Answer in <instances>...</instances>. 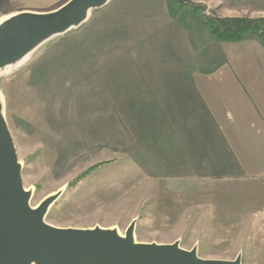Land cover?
Listing matches in <instances>:
<instances>
[{"label":"rangeland","instance_id":"rangeland-1","mask_svg":"<svg viewBox=\"0 0 264 264\" xmlns=\"http://www.w3.org/2000/svg\"><path fill=\"white\" fill-rule=\"evenodd\" d=\"M69 1L0 0V20ZM193 1L113 0L0 77L23 185L32 207L64 189L46 219L58 228L125 234L137 220L139 243L179 241L202 259L264 264V182L182 178L167 151H141L150 93L170 92L171 79L187 87V78L224 73L231 45L264 47L262 29L235 43L214 34L221 20L264 23V0Z\"/></svg>","mask_w":264,"mask_h":264},{"label":"water","instance_id":"water-1","mask_svg":"<svg viewBox=\"0 0 264 264\" xmlns=\"http://www.w3.org/2000/svg\"><path fill=\"white\" fill-rule=\"evenodd\" d=\"M195 7L193 0H177ZM113 0H70L57 10L45 13L20 12L0 23V73L25 65L51 40L79 30L92 13ZM23 166L5 117L0 98V264H243L234 261L206 260L198 255V246L184 250L173 244L139 243L134 220L124 236L117 228H58L47 223L51 207L64 189L32 207L33 191L23 185Z\"/></svg>","mask_w":264,"mask_h":264},{"label":"crops","instance_id":"crops-1","mask_svg":"<svg viewBox=\"0 0 264 264\" xmlns=\"http://www.w3.org/2000/svg\"><path fill=\"white\" fill-rule=\"evenodd\" d=\"M231 46L224 73L187 78V87L171 79L170 92L156 88L143 104L142 154L167 151L182 178L264 182V47Z\"/></svg>","mask_w":264,"mask_h":264},{"label":"trees","instance_id":"trees-1","mask_svg":"<svg viewBox=\"0 0 264 264\" xmlns=\"http://www.w3.org/2000/svg\"><path fill=\"white\" fill-rule=\"evenodd\" d=\"M218 30L214 34L219 41L227 43L240 42L243 36L250 33L260 32L262 29L264 38V23L247 20H221ZM264 41V40H263ZM264 44V42H262Z\"/></svg>","mask_w":264,"mask_h":264},{"label":"bare ground","instance_id":"bare-ground-1","mask_svg":"<svg viewBox=\"0 0 264 264\" xmlns=\"http://www.w3.org/2000/svg\"><path fill=\"white\" fill-rule=\"evenodd\" d=\"M6 19H7V18H4V19L0 20V23H2V22H3L4 20H6ZM29 58H30V55H29L28 57H26L24 60H22L20 63H18L16 66H14V67H10V68H7V70L1 72L0 74L11 72V70H12L13 68H15V67H17V66H19V65L24 64V62L27 61ZM1 76H2V75H0V77H1ZM0 98H2L3 102L5 103L4 97L1 95V93H0ZM5 110H6V109H5ZM120 235H121V236H124V234H122L121 232H120Z\"/></svg>","mask_w":264,"mask_h":264}]
</instances>
